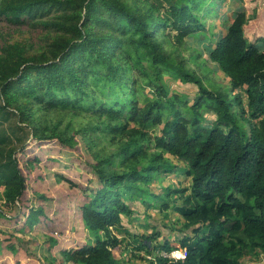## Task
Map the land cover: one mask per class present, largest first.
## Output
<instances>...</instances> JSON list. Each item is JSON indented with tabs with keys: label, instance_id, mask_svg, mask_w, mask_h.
Segmentation results:
<instances>
[{
	"label": "trees",
	"instance_id": "1",
	"mask_svg": "<svg viewBox=\"0 0 264 264\" xmlns=\"http://www.w3.org/2000/svg\"><path fill=\"white\" fill-rule=\"evenodd\" d=\"M216 1L0 0L1 22L39 25L54 34L34 52L19 42L0 46V124L15 115L23 124L16 127L33 140L73 145L62 119L49 126L36 113L90 112L101 118L96 128L118 143L110 155H96L99 181L81 206L95 242L64 250L69 261L120 264L113 250L121 240L111 230L139 236L123 222L136 212L134 201L174 209L184 220L177 242L166 239L154 248L181 249L185 257L157 255L159 264H245L264 251V37L250 40L246 12L228 16L212 8ZM215 15L223 19L217 31L214 24L206 27ZM174 32L180 41L199 39L230 77L231 89L208 88L164 53L159 36ZM167 77L193 82L198 90L192 96L172 89ZM15 135L16 143L23 142L19 148L10 137L0 138V149H9L8 157L0 153V180L13 203L27 189L17 157L26 144ZM172 172L189 185L163 186ZM25 216L31 229L45 213L38 207ZM154 236L159 232L142 236L136 249H147Z\"/></svg>",
	"mask_w": 264,
	"mask_h": 264
},
{
	"label": "rangeland",
	"instance_id": "2",
	"mask_svg": "<svg viewBox=\"0 0 264 264\" xmlns=\"http://www.w3.org/2000/svg\"><path fill=\"white\" fill-rule=\"evenodd\" d=\"M215 7L228 16H233L237 11H245L248 18L245 24L246 36L252 41L264 37V0H218L215 6H212ZM222 20L217 15L209 17L206 19V27L214 24V31H217ZM53 35L48 34L39 25L16 26L0 21V46L5 41L19 42L27 50L34 52L42 49L46 40L52 39ZM158 40L164 53H171L182 61L208 88L231 89L230 77L210 59L209 50L198 42L199 39L186 36L180 41L174 32L170 37L159 36ZM167 78L172 89L188 92L190 95L198 90L193 82L183 83L174 81L171 77ZM237 92L232 91V96ZM241 95L246 106L247 95L244 92H241ZM36 114L38 119L45 121L49 126L62 119L60 128L67 129L68 138H73L76 144H62L57 140L37 142L32 139L28 130L21 131L16 127L17 124H23L19 123L15 115L10 121L0 124V138L10 137L17 148L23 142L16 143L15 133L23 136L25 140L26 150L18 151L17 157L26 176L27 186L21 198L13 203L0 180V264H84L69 261L64 250L78 249L90 242L94 244V234L81 218V206L86 201L88 189L96 187L99 181L93 169L96 155H110L118 148V143H111L112 134L96 128L101 118L93 116L90 112L50 110L47 114ZM207 116L214 117L211 113H207ZM155 133H159V128L150 130L151 136ZM0 153L8 157L9 149H0ZM172 159L176 165L183 163L175 157ZM189 183V179L172 172L166 175L162 185L183 188ZM154 186L164 193L159 189L158 183H154ZM130 204L136 212L131 217L123 216V222L131 235L136 232L139 236L111 230L112 236L121 240L120 246L113 250L120 264H159L157 255L177 259L184 254L181 249L168 253L158 247L154 248L166 239L177 242L184 226V220L178 211L147 208L137 201ZM38 207L43 209L45 217L29 229L26 227L25 214L28 215L32 208ZM154 230L159 232V237L154 236L153 240L149 238L147 249H136L142 236L153 235ZM102 234L105 235L104 232ZM244 262L264 264V251L257 256L246 258Z\"/></svg>",
	"mask_w": 264,
	"mask_h": 264
},
{
	"label": "built area",
	"instance_id": "3",
	"mask_svg": "<svg viewBox=\"0 0 264 264\" xmlns=\"http://www.w3.org/2000/svg\"><path fill=\"white\" fill-rule=\"evenodd\" d=\"M185 252H184V254H181V256H179L178 258H184L185 257Z\"/></svg>",
	"mask_w": 264,
	"mask_h": 264
}]
</instances>
